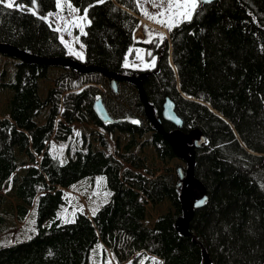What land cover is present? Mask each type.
Wrapping results in <instances>:
<instances>
[{
    "label": "trees",
    "instance_id": "trees-1",
    "mask_svg": "<svg viewBox=\"0 0 264 264\" xmlns=\"http://www.w3.org/2000/svg\"><path fill=\"white\" fill-rule=\"evenodd\" d=\"M69 1L88 20L83 32L76 30L86 64L140 76L165 129L176 127L162 113L170 97L183 120L182 129L205 136L196 148L195 174L206 186L208 199L195 209L190 230L208 250L210 264H264V0L199 3L191 19L170 29L169 40L139 43L156 56L154 67L141 70L124 65L129 48L136 44L137 0ZM56 9L57 0L35 4L15 0L11 8L0 0V41L39 56L75 57L45 18ZM170 46L177 73L169 61ZM51 66L65 70L42 97L39 80L48 76ZM104 80L110 94L94 84ZM117 84L115 90L112 78L102 71L81 72L21 59L13 81L0 82V87L13 90L9 116H0V188L19 166V154H26L32 164L14 182L16 210L24 217L36 201L37 228L30 238L0 246V264H88L98 241L123 258L148 252L164 264H202L200 243L176 228V219L183 213L179 172L174 177L167 172L148 176L122 170V162L106 149L102 132V148L83 142L66 162L49 151L53 132L65 140L74 121H91L109 133L116 129L130 133L127 148L136 143V136L151 131L157 156L176 157L170 142L146 115L138 86L129 80ZM124 85L132 87L131 94L122 97ZM118 96L117 102L113 98ZM98 97L103 98L111 121L101 120L95 112ZM47 106L46 121L37 123L35 117ZM94 175L106 177L112 191L109 200L92 216L81 212L74 220L62 222L57 218L65 201L62 187ZM165 200L173 209L148 225L147 204ZM4 222L0 213V226Z\"/></svg>",
    "mask_w": 264,
    "mask_h": 264
},
{
    "label": "rangeland",
    "instance_id": "rangeland-1",
    "mask_svg": "<svg viewBox=\"0 0 264 264\" xmlns=\"http://www.w3.org/2000/svg\"><path fill=\"white\" fill-rule=\"evenodd\" d=\"M1 1L7 5L9 3V0ZM137 2L140 13H135L139 17V25L134 33L136 44L129 48L124 65L132 69L141 70L154 67L156 56L149 55L146 46L139 43H148L156 39L158 44H160L166 39L169 40L170 29L186 20L182 13L191 10L192 16L195 9H191V5L185 7L183 0H179V2L177 0H137ZM198 4L199 2L197 6ZM85 15V13H78L69 0H60L59 6L57 4V9L50 11L45 16L50 25L58 30L62 41L67 47L68 54L80 60L84 59V52L76 30L78 32L84 31V27L88 22ZM171 49L172 47L170 46L169 61L174 68ZM17 61L19 59L0 52V82L13 81ZM64 70L61 66H51L48 76L39 80V93L42 97L46 96L47 91L53 87L56 77ZM175 71L177 73L176 69ZM104 81V84H94L110 94L108 83L106 80ZM122 88L124 90L122 97H125L127 93L129 95L132 87L124 85ZM12 94L13 90L11 88L0 87L1 117L9 116V103ZM113 99L118 102L121 100V96ZM48 114L49 107L47 106L35 117L36 122L39 124L44 123ZM57 118L62 119L60 115ZM72 127L73 131L67 139H59L53 132L48 141L49 151L53 156L59 158L61 162H66L74 157L75 151L82 147L83 142L90 141L93 147L102 148L103 145L99 139V132H102L107 142L106 149L122 162V170L129 168L148 176L167 172L177 177L178 167H186L185 160L180 157L161 159L157 156L155 147L151 142V131L143 136H136V143L127 148V144L132 138L128 132H121L116 129L109 133L103 127L91 121H74ZM19 159V166L0 188V213L5 216V222L0 226V246L30 238L37 230L36 201L30 207L27 215L19 217L17 214L16 204L18 200L14 194L13 185L15 180L19 179L27 167L32 164L24 153L19 154ZM134 161L140 162L141 166H136ZM62 189L65 201L57 210V218L62 222L74 220L81 212L92 216L109 200L112 194V191L107 186L106 177L103 175L82 178L68 187H62ZM171 209L173 208L168 200L156 205H152L149 202L147 204L145 222L151 225L159 214ZM122 255V253L116 254L109 245L98 241L91 249L88 264H164L160 257L148 252H137L128 258H123Z\"/></svg>",
    "mask_w": 264,
    "mask_h": 264
},
{
    "label": "water",
    "instance_id": "water-1",
    "mask_svg": "<svg viewBox=\"0 0 264 264\" xmlns=\"http://www.w3.org/2000/svg\"><path fill=\"white\" fill-rule=\"evenodd\" d=\"M0 52L13 57H17L21 60L36 61L52 65H62L72 67L82 72H89L93 70L102 71L106 75L112 77V83L114 84L115 88L117 80H129L134 82L138 86L140 98L144 103L146 115L149 117L154 127L159 132H161L164 137L170 142L173 150L176 153V156L184 159L186 162V167H178L180 177L179 184L181 186L180 198L182 202L183 213L176 219V228L179 232H181L182 235L192 236L195 241L200 243L203 253L202 264H210L212 262V259L208 253V250L206 249L203 242L200 241L196 233L191 231L189 228L190 221L193 218L195 209L202 207L208 199L206 186L195 174L196 148L202 146L203 142L205 141V136H197L196 130L187 132L182 129L183 120L175 110V102L170 97H168L163 105V117L167 120L172 121L176 125L175 128L167 130L162 125V121L160 120V118L156 116L153 104H151L147 99L142 85V80L139 77L111 73L100 66H88L70 55L53 57L35 55L20 49L19 47L11 43L3 41H0ZM93 106L95 112L101 120L105 122L112 120V115L110 114L106 104L101 97H98L94 101ZM238 138L240 139L239 135ZM201 201H203V203H201Z\"/></svg>",
    "mask_w": 264,
    "mask_h": 264
},
{
    "label": "snow or ice",
    "instance_id": "snow-or-ice-1",
    "mask_svg": "<svg viewBox=\"0 0 264 264\" xmlns=\"http://www.w3.org/2000/svg\"><path fill=\"white\" fill-rule=\"evenodd\" d=\"M36 0H33V4H35ZM98 3H103L104 0H97ZM177 2H179V0H177ZM207 3L209 2V0H183V4L185 7H187L188 5H191V9H195V7L197 6V3ZM15 3V0H9L8 3V7L11 8L13 7V4ZM57 4L59 6L60 4V0H57ZM17 7H22V5H17ZM31 10V9H30ZM86 11V10H85ZM145 15H147V13H145ZM182 15H184V17L186 19H191V10L186 11L184 13H182ZM201 203H203V201H201Z\"/></svg>",
    "mask_w": 264,
    "mask_h": 264
},
{
    "label": "bare ground",
    "instance_id": "bare-ground-1",
    "mask_svg": "<svg viewBox=\"0 0 264 264\" xmlns=\"http://www.w3.org/2000/svg\"><path fill=\"white\" fill-rule=\"evenodd\" d=\"M25 50V49H24ZM172 56V55H171ZM49 57H53V56H49ZM74 58H76V57H74ZM76 59H78V58H76ZM78 60H80V59H78ZM81 62H83L85 65H88V66H97V65H90V64H86L83 60H80ZM172 62H173V60H172ZM174 63V62H173ZM174 65H175V63H174ZM100 67H102V66H100ZM103 68H105V67H103ZM106 69V68H105ZM174 69H176L177 70V68H176V65H175V67H174ZM107 70V69H106ZM107 71H109V70H107ZM82 72V71H81ZM85 72H87V71H85ZM109 72H111V73H116V72H112V71H109ZM118 74H123V75H130V76H136V77H139L140 79H141V77L140 76H138V75H132V74H124V73H118ZM112 78V77H111ZM112 85H113V87H114V89L115 90H117L118 89V84H117V81H116V88H115V86H114V84L112 83ZM102 98V97H101ZM103 99V98H102ZM148 99V98H147ZM172 99V98H171ZM173 100V99H172ZM104 101V100H103ZM174 101V100H173ZM150 102V101H149ZM175 102V101H174ZM105 103V102H104ZM151 103V102H150ZM152 104V103H151ZM176 105V104H175ZM154 106V105H153ZM214 110V109H213ZM216 111V110H215ZM155 112V111H154ZM218 114H220V115H222L220 112H218V111H216ZM157 116V115H156ZM223 116V115H222ZM158 117V116H157ZM224 117V116H223ZM159 118V117H158ZM225 118V117H224ZM227 119V118H226ZM235 133H236V135H237V137H238V133H237V131L235 130ZM194 138H195V136H194ZM239 139V138H238ZM240 139H241V137H240ZM239 139V140H240ZM246 148H247V146L244 144V142H243V140L241 139V141H240ZM181 216V215H180ZM189 228H190V225H189Z\"/></svg>",
    "mask_w": 264,
    "mask_h": 264
}]
</instances>
